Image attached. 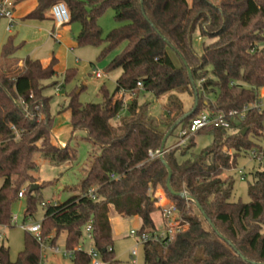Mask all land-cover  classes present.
Listing matches in <instances>:
<instances>
[{
    "label": "trees",
    "instance_id": "obj_1",
    "mask_svg": "<svg viewBox=\"0 0 264 264\" xmlns=\"http://www.w3.org/2000/svg\"><path fill=\"white\" fill-rule=\"evenodd\" d=\"M36 2L23 20H42L53 4L63 2L69 12L67 23L80 25L75 37L78 46H102L99 59L121 47L107 64V70L120 69V74L112 92L100 87V103L80 102L76 89L67 94L62 110L69 111L71 135L84 131L98 152L92 155L80 181V193L60 203L43 204L39 189L51 182L43 181L30 190L36 181L32 172L37 169L33 153L39 152L56 164L71 156L69 142L64 146L51 142V96L44 90L57 84L46 82L55 74L56 58L52 55L44 64L27 56L13 73L0 64V224L9 223L19 199L26 200L23 221L33 216L39 203L44 210L42 238L49 236L48 242L56 245L63 233L64 247L71 249L81 243L83 227L91 221L94 249L104 262L115 264L110 212L139 217L138 234L153 232L152 213L159 210L154 193L161 188L186 227L166 244L163 240L143 243V264H264V161L258 163L247 183L249 201H230L234 187L230 171L235 169L236 158L251 151L264 156V149L253 140L264 137V111L257 107L258 89L264 88V0H142V9L139 0ZM108 7L118 25L103 37L97 20ZM196 32L202 39L200 54L191 43ZM17 48L9 37L1 47L0 59L13 55ZM170 51L179 59V66ZM187 69L196 86L198 104L169 136L177 137L179 130H175L187 127L190 119L205 109L227 112L248 107L244 118L229 128L200 129L185 146H164L170 186L190 199L167 190V166L159 156H148V150L160 149L165 133L185 113L173 91L193 95ZM74 75V69H66L65 82ZM144 91L155 97L168 94L165 116L156 120L146 115V105L138 106L133 98L126 107L128 114L113 126L110 120L122 109V101L113 106L112 101L120 98V93ZM204 132L211 134L212 143L194 152L195 135ZM224 146L232 153L222 151ZM22 188V198H18ZM90 188L95 199L85 195ZM24 233L23 249L15 260L9 259L8 247L0 245V264H37L40 245L31 233ZM71 262L89 264L90 258L85 251H75Z\"/></svg>",
    "mask_w": 264,
    "mask_h": 264
},
{
    "label": "rangeland",
    "instance_id": "obj_2",
    "mask_svg": "<svg viewBox=\"0 0 264 264\" xmlns=\"http://www.w3.org/2000/svg\"><path fill=\"white\" fill-rule=\"evenodd\" d=\"M190 3L191 0H186ZM18 4V3H17ZM15 4V5H17ZM14 23L11 29L7 30V20L0 17V52L2 45L11 37L14 45H18L16 52L6 59H0V64H6L8 72L13 73L17 69V60H24L25 57L39 59L46 63L53 55L56 58L54 66L55 74L47 83L56 82V85H62L59 90L55 86H47L44 94L51 96L50 113L53 117V131H59L58 134L65 141L61 146L69 142L71 149V156L68 160L56 164L48 158L42 156L39 152H34L32 155L33 161L37 165V169L32 172L35 178V184L44 182H51L50 184L39 189V199L43 203H60L65 201L69 196L81 192L80 181L84 174L89 169L92 161V155L98 152L85 137L82 130H77L71 136L72 128L67 118L66 110H62L67 102V94L76 89L78 92V99L82 103H100L102 101L99 89L104 86L109 92L115 89V80L120 74V69L107 70V64L111 58L119 52L121 47L110 52L107 56L99 59V53L102 46H78L75 37L79 32L80 25L77 22L67 23L61 26L57 32L60 38L55 39L51 35V28L53 21L50 19L23 20L15 16L13 8ZM114 13L111 8H106L102 15L98 18V25L102 29V36L105 35L118 24L114 21ZM55 27V25H54ZM56 29V28H55ZM53 29V32H55ZM204 42L206 40H203ZM192 47L196 54H200L202 39L196 32L192 36ZM264 44V43H263ZM170 56L173 62L179 66L180 61L175 53L170 51ZM66 69H74V77L65 82L64 72ZM100 71L101 77H95L94 72ZM182 104L184 112L190 111L194 104V97L191 92L177 93L173 91ZM258 103L257 106L261 111H264V88L258 89ZM127 94V93H126ZM168 94L155 97L151 92H140L137 95H122L117 96L112 101V106L120 99L122 101V109L117 113L116 117L110 120L113 126H117L119 118L126 116L127 104L136 98L138 106L146 105V115L158 120L165 116V108ZM212 99L211 95H208ZM202 112H208L206 109ZM264 127V118H263ZM67 130V131H64ZM179 130L176 129L175 132ZM61 131V132H60ZM64 131V132H62ZM53 140L56 144V136L53 135ZM177 137L171 135L166 140V147L171 146L177 142ZM264 149V137L253 139ZM51 142L52 139H51ZM194 152H199L203 148L212 143V136L208 132L199 133L194 138ZM40 144V143H38ZM225 147V146H224ZM223 148V147H222ZM263 162V160L261 161ZM259 161L254 159L251 154L239 155L236 158L235 169L230 171L234 180L233 192L230 197L232 202H248L247 183L252 181V175L257 167ZM238 170H241V175ZM32 183V184H33ZM25 199H19L12 207L11 213L16 214L19 221L23 219V212L25 210ZM44 210L39 203L36 205V210L33 216H29L24 222L30 224L41 221ZM152 219L156 225V232L163 234L165 232V224L161 219L159 211L152 213ZM111 233H112V249L115 264H143V245L138 240L136 235H131L130 231H137L140 226L139 217H111ZM202 225L205 226V221L201 219ZM24 230L18 225L7 227L3 231V238L0 240V245L8 247L9 259L15 260L17 254L23 249ZM83 247L87 250L93 247L91 239H89L84 232H82ZM59 247L64 246L63 233L57 242ZM132 249H136V255L131 256ZM47 257V264H72L71 259L63 258L60 255L51 254L49 251L45 252ZM101 264H110L104 262L101 257H98ZM46 264V259H45ZM91 264V263H89Z\"/></svg>",
    "mask_w": 264,
    "mask_h": 264
},
{
    "label": "built area",
    "instance_id": "obj_3",
    "mask_svg": "<svg viewBox=\"0 0 264 264\" xmlns=\"http://www.w3.org/2000/svg\"><path fill=\"white\" fill-rule=\"evenodd\" d=\"M13 8L14 3L13 0H0V17H3L7 20V30L9 31L14 23L13 18ZM49 14L51 19L54 22L55 28L58 29L64 24H67L69 20V12L66 7V5L63 2H57L53 4L49 9ZM54 38L58 39V34L55 30V32L52 33ZM51 34V35H52ZM95 77H101L102 73L100 71L94 72ZM138 87H141L140 83H137ZM62 85H56L55 89L59 90ZM258 107V106H257ZM248 109V107L242 108L240 111L237 110H229L227 112L218 111V112H200L197 116L190 119L189 124L187 127L180 128L177 134V142L174 146H185L188 142V139L190 136L194 135L198 130L200 129H206V128H213L218 126H223L225 128H229L230 124L232 122H239L244 118L245 111ZM222 151L227 152L229 154L232 153L231 149H227L226 147L222 148ZM164 153V152H163ZM161 153L158 149L155 151L148 150V156L150 158L158 157ZM249 154L252 155V157L256 160L264 161V156L262 152H255L251 151ZM238 172L243 175L241 170H238ZM111 178H115V175H111ZM25 188L20 189L18 192V198H22L23 192ZM91 199H95L94 195V189L90 188L88 189L87 193L85 194ZM154 197L156 199L155 204L159 207V210L161 212L162 219L165 224V232L163 234H158L156 231L150 232V233H142L138 234L137 231H130L131 235H136L138 237V240L140 242L145 243L147 241H162L164 244L169 242L172 237L184 229L186 227V224L181 221V218L179 217L177 213L176 206L173 202H171L167 196L161 192V193H154ZM48 203V202H46ZM45 204V203H43ZM29 217V216H28ZM27 217V218H28ZM26 218V219H27ZM25 219V220H26ZM24 220V221H25ZM23 220L19 221L16 214L11 213V217L8 224H0V240L3 238V231L7 227H11L14 225H18L21 229H23L26 232L31 233L37 242L40 245L41 248V258L37 262V264H45L46 255L45 252L49 251L51 254L54 255H60L63 258H69L72 259L75 251H85V253L90 258L91 264H101V261L99 260V254L94 249V247H91L89 249H85L82 244L76 245L71 249H67L64 246L61 248L57 244L51 245L48 240L49 236H46L45 238H42L41 231H40V221L39 222H33L30 224H26ZM90 231H91V221H89L84 227L82 232L86 234V236L90 238ZM136 255V249H132L131 256Z\"/></svg>",
    "mask_w": 264,
    "mask_h": 264
},
{
    "label": "water",
    "instance_id": "obj_4",
    "mask_svg": "<svg viewBox=\"0 0 264 264\" xmlns=\"http://www.w3.org/2000/svg\"><path fill=\"white\" fill-rule=\"evenodd\" d=\"M139 3L141 5V9H142V0H139ZM187 73H188V78L190 80V83H191V87H192V90H193V97H194V104H193V107L190 111H187L185 113H183L179 118H177L174 123L171 125V127L169 128V130L165 133L164 135V138L162 140V143H161V147L159 149V151L161 153L164 152V146H165V142L167 140V137L169 136L170 132L177 126L179 125L183 120H185L186 118L190 117L196 107H197V104H198V93H197V90H196V86L194 84V81L192 79V75H191V71L190 69H187ZM246 132V129H243L242 131V134H245ZM160 159L163 161V163L166 165L164 159H163V154H161L160 156ZM167 166V165H166ZM167 172H168V177H167V181H166V188L167 190L172 194V195H175V196H180V197H183L184 199H190V197L186 194V193H179V192H175L174 190H172L171 186H170V177H171V170L170 168L167 166ZM37 188V184L33 183L31 184L30 186V190H33V189H36ZM195 205L197 207V209L200 211L201 215L203 216V218L207 221V223L210 225V227L212 229H215L213 224L211 223L210 220H208L207 216L205 215L203 209L200 207V205L198 203L195 202ZM78 234H80V232L78 231Z\"/></svg>",
    "mask_w": 264,
    "mask_h": 264
},
{
    "label": "crops",
    "instance_id": "obj_5",
    "mask_svg": "<svg viewBox=\"0 0 264 264\" xmlns=\"http://www.w3.org/2000/svg\"><path fill=\"white\" fill-rule=\"evenodd\" d=\"M36 5H37V2H36V0H25V1H23V2H20V3H18L17 5H14V10H15V16L17 17V18H20V19H23V17L26 15V14H28L29 12H31L35 7H36ZM43 19H50V20H52L51 19V17H50V14H49V10L45 13V16H44V18ZM42 19V20H43ZM53 21V20H52ZM54 23V22H53ZM53 29H55V27H54V24H53V26H52V28H51V34L53 33ZM59 29V28H58ZM58 29H55L56 30V32H57V30ZM80 30V29H79ZM57 34H58V38H60V35H59V33L57 32ZM56 39V38H55ZM49 61V60H48ZM47 61V62H48ZM22 62H23V60H17V62H16V66H18V67H20L21 65H22ZM46 62V63H47ZM45 64V63H44ZM129 96H131V94H129V93H127ZM126 93H120L119 95L120 96H122V95H127ZM67 115V118L69 119L70 118V114H69V111L66 113ZM68 130V129H67ZM67 130H65L64 129V131H67ZM64 131H62V132H64ZM58 132L59 131H53V129H52V136L53 135H55L56 136V142H58L59 144H56L55 143V141L53 140V137H52V141H53V143L54 144H56V145H59V146H61V145H63L64 143H65V141L63 140V138H61L60 137V135L58 134ZM61 132V131H60ZM72 136V135H71ZM175 144H173V145H171V146H168V148H170V147H173ZM165 146H166V142H165ZM155 192L156 193H161V192H163L162 191V189L161 188H157L156 190H155ZM156 211H159V213H160V216H161V212H160V210H156ZM154 213V212H153ZM113 216H119V217H122V216H120V215H118V214H116L115 212H113V211H111L110 212V220H111V217H113ZM134 217H136V216H134ZM161 219H162V216H161ZM163 220V219H162ZM154 222V221H153ZM110 224H111V221H110ZM140 225H141V221H140ZM154 225H155V223H154ZM140 227V226H139ZM155 228H156V225H155ZM111 229H112V227H111ZM154 231H156V229L154 230ZM48 255L46 254V264H47V257Z\"/></svg>",
    "mask_w": 264,
    "mask_h": 264
}]
</instances>
